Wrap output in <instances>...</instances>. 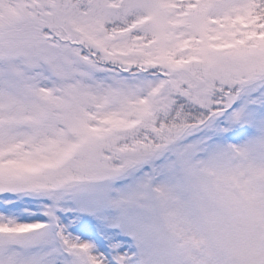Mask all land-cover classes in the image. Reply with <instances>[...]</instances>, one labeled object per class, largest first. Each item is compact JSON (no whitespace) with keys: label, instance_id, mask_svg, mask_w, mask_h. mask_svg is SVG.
Returning <instances> with one entry per match:
<instances>
[{"label":"snow or ice","instance_id":"1","mask_svg":"<svg viewBox=\"0 0 264 264\" xmlns=\"http://www.w3.org/2000/svg\"><path fill=\"white\" fill-rule=\"evenodd\" d=\"M0 264H264V0H0Z\"/></svg>","mask_w":264,"mask_h":264}]
</instances>
